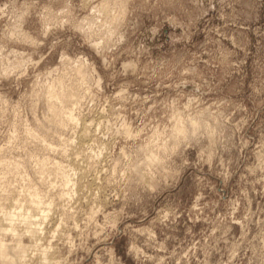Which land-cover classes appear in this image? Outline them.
<instances>
[{
    "label": "clouds",
    "instance_id": "obj_1",
    "mask_svg": "<svg viewBox=\"0 0 264 264\" xmlns=\"http://www.w3.org/2000/svg\"><path fill=\"white\" fill-rule=\"evenodd\" d=\"M54 2L61 9L57 27L75 30L64 33L63 42L52 33V43L64 47L67 39L86 36L109 53L124 45L132 74L144 77L152 102L134 110L115 107L116 101L137 99L123 85L101 121L97 113L105 106L75 75L52 69L55 57L49 62L39 42L21 54L15 45L25 43L22 36L3 38L0 53L14 62L3 64L11 66L13 78L0 77V97L19 94L20 103L0 104V264H93V258L95 264H125L123 242L111 243L125 225L127 249L138 264H163L149 254L163 250L155 230L134 227L129 217L145 214L149 195L172 186L189 165L190 149L198 151L197 163L229 175L231 161L223 157L246 121H234L220 104L208 103L200 88L186 91L185 73L173 77L142 62L140 48L129 47L122 31L129 0ZM3 61L7 57H0ZM90 88L99 91L95 81ZM97 121L104 129L99 134L92 127ZM239 147H247L242 137ZM253 154L248 173L264 186V139ZM238 207L234 204L233 212ZM258 235L264 250V229ZM252 240L245 233L232 258L255 248Z\"/></svg>",
    "mask_w": 264,
    "mask_h": 264
},
{
    "label": "rangeland",
    "instance_id": "obj_2",
    "mask_svg": "<svg viewBox=\"0 0 264 264\" xmlns=\"http://www.w3.org/2000/svg\"><path fill=\"white\" fill-rule=\"evenodd\" d=\"M60 11L54 0H0V42L5 36H22L25 43L15 45L21 54L39 42L49 62L55 57L52 69L75 75L81 87L90 89L89 94L105 106L97 113L101 121L123 85L137 99L116 101L115 107H147L152 91L143 84L144 77L137 79L132 74L124 45L109 53L86 36L79 42L69 38L64 47L52 43V33L63 42V34L75 30L67 24L57 27ZM125 11V42L140 48L144 64L173 77L185 73L186 91L200 88L208 103L220 104L234 121H246L223 157L231 161L229 175L197 163L199 153L190 149L186 154L189 165L181 169L177 180L163 192L150 194L148 211L130 216L128 224L155 230L163 250L149 249V254L163 264H264V250L258 246V234L264 229L259 223L264 221V186L255 184L256 177L247 170L256 158L253 150L264 139V92L260 91L264 89V0H129ZM0 57H7L0 62V77L13 78L11 66L6 69L3 64L14 62V57L7 52ZM93 81L99 91L90 88ZM8 103H20V95L0 97V104ZM92 127L97 134L104 130L99 121ZM240 137L247 144L243 151ZM126 231L127 225L111 243L116 247L123 242L122 260L138 264L128 252ZM245 233L247 240L257 237L252 240L256 247L233 259V250Z\"/></svg>",
    "mask_w": 264,
    "mask_h": 264
},
{
    "label": "bare ground",
    "instance_id": "obj_3",
    "mask_svg": "<svg viewBox=\"0 0 264 264\" xmlns=\"http://www.w3.org/2000/svg\"><path fill=\"white\" fill-rule=\"evenodd\" d=\"M52 87H53V89L55 88V85H54V83H52V84H50ZM52 103L54 104L55 103V100H52ZM28 129H30V128H28ZM27 129V130H28Z\"/></svg>",
    "mask_w": 264,
    "mask_h": 264
}]
</instances>
